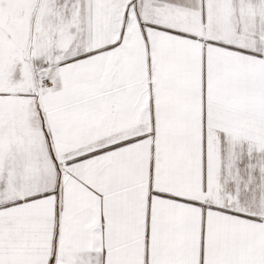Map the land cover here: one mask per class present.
Wrapping results in <instances>:
<instances>
[{
	"label": "snow or ice",
	"instance_id": "snow-or-ice-1",
	"mask_svg": "<svg viewBox=\"0 0 264 264\" xmlns=\"http://www.w3.org/2000/svg\"><path fill=\"white\" fill-rule=\"evenodd\" d=\"M0 264H264V0H0Z\"/></svg>",
	"mask_w": 264,
	"mask_h": 264
}]
</instances>
